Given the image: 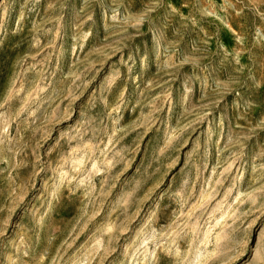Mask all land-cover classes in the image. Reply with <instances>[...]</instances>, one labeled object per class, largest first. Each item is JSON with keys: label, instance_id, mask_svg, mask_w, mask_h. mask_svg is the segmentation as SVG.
I'll return each mask as SVG.
<instances>
[{"label": "rangeland", "instance_id": "1", "mask_svg": "<svg viewBox=\"0 0 264 264\" xmlns=\"http://www.w3.org/2000/svg\"><path fill=\"white\" fill-rule=\"evenodd\" d=\"M0 264H264V0H0Z\"/></svg>", "mask_w": 264, "mask_h": 264}]
</instances>
